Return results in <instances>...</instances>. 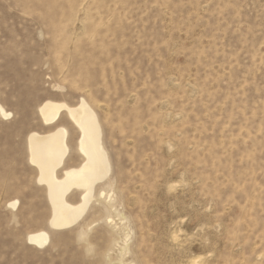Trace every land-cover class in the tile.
Listing matches in <instances>:
<instances>
[{
    "label": "rangeland",
    "instance_id": "rangeland-1",
    "mask_svg": "<svg viewBox=\"0 0 264 264\" xmlns=\"http://www.w3.org/2000/svg\"><path fill=\"white\" fill-rule=\"evenodd\" d=\"M81 97L111 170L53 230L27 137ZM0 105V264H264V0H0Z\"/></svg>",
    "mask_w": 264,
    "mask_h": 264
},
{
    "label": "bare ground",
    "instance_id": "bare-ground-1",
    "mask_svg": "<svg viewBox=\"0 0 264 264\" xmlns=\"http://www.w3.org/2000/svg\"><path fill=\"white\" fill-rule=\"evenodd\" d=\"M38 113L44 125L55 126L47 132L29 133L28 160L36 170L37 182L45 190L50 208L48 227L64 230L83 219L94 200L96 186L109 177L111 163L103 144L98 115L84 97L74 105L46 99L38 106ZM0 114L10 115L1 105ZM63 114L78 133L75 150L81 160L77 165L65 166L70 152L68 130L57 124ZM75 191L80 194L79 200L71 202L68 197ZM16 203V200L9 201L8 205L14 207ZM26 240L42 248L49 240V233L45 229L31 231Z\"/></svg>",
    "mask_w": 264,
    "mask_h": 264
}]
</instances>
